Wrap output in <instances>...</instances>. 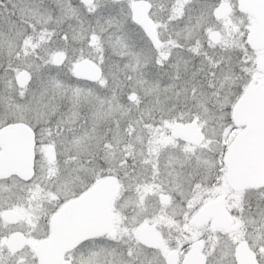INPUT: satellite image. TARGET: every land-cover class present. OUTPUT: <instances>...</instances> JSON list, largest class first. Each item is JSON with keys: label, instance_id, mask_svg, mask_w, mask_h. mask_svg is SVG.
<instances>
[{"label": "snow or ice", "instance_id": "snow-or-ice-1", "mask_svg": "<svg viewBox=\"0 0 264 264\" xmlns=\"http://www.w3.org/2000/svg\"><path fill=\"white\" fill-rule=\"evenodd\" d=\"M0 264H264V0H0Z\"/></svg>", "mask_w": 264, "mask_h": 264}]
</instances>
